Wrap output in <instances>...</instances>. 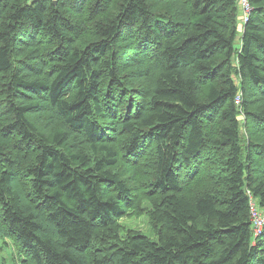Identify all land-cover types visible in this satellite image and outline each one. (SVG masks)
I'll use <instances>...</instances> for the list:
<instances>
[{"label":"trees","instance_id":"trees-1","mask_svg":"<svg viewBox=\"0 0 264 264\" xmlns=\"http://www.w3.org/2000/svg\"><path fill=\"white\" fill-rule=\"evenodd\" d=\"M249 2L237 41L239 0H0V240L35 264H264V139L241 132L245 115L264 138V0ZM148 147L156 239L90 250L136 195L116 165ZM199 166L214 186L187 195Z\"/></svg>","mask_w":264,"mask_h":264},{"label":"rangeland","instance_id":"rangeland-1","mask_svg":"<svg viewBox=\"0 0 264 264\" xmlns=\"http://www.w3.org/2000/svg\"><path fill=\"white\" fill-rule=\"evenodd\" d=\"M249 2V0H248ZM239 14L237 18V27H238V36L237 41H240L241 34L244 29V25L249 17V13H246L242 8V3L239 1ZM250 5V2H249ZM251 8V5H250ZM122 48H124L122 46ZM132 79L127 80V90L125 94H129L128 98L122 96L119 98L123 102L126 99V107L137 101V97H142L140 94L135 91L138 89L139 83L131 81ZM238 80V78H237ZM239 83V82H238ZM116 94L115 92H113ZM110 95L108 92L105 93L104 97ZM128 103V105H127ZM125 110V109H124ZM123 110V111H124ZM119 113L118 120L122 117V113ZM120 117V118H119ZM242 138L244 142H248L249 139L262 141L264 138L261 135L255 132V127L253 126L252 121L246 119L245 115H242V126H241ZM128 134L120 135L117 138L118 142H121ZM152 147H148L144 152L146 154L142 155L140 158L135 160H130L126 162L125 158L122 157V160L116 165V171H121V176L125 178L126 181L131 182L130 185L134 187L133 197H130V200L125 205V214L123 216H116L109 225L101 226L97 229V232L94 237V243L90 250H96L102 246L108 247V245H122L127 244L129 236H135L137 234H143L151 236L156 239L155 234L157 232L156 223H155V214H156V205L158 200L161 197L159 192L152 194L153 190L152 182V172L154 171L153 160L155 158L153 153L151 154ZM34 150L22 149L15 153L18 158L28 161L33 155ZM208 161L205 163V167L213 166V163H216L217 158L214 159L212 156L207 153L205 156ZM132 164H141L142 169H138ZM202 166V165H201ZM200 169V170H199ZM206 168L201 169L191 168L187 169L184 173L183 185L187 195H193L197 191L214 186L213 172L209 173L207 176L206 173H203ZM17 174L14 181V186L18 189L28 191V185L26 178L20 173V169L16 168ZM133 181V182H132ZM137 182V183H136ZM136 183V184H134ZM215 189H219V186H215ZM132 194V195H133ZM13 237L0 240V264H35L31 256L27 253H23L17 245L11 240Z\"/></svg>","mask_w":264,"mask_h":264},{"label":"built area","instance_id":"built-area-1","mask_svg":"<svg viewBox=\"0 0 264 264\" xmlns=\"http://www.w3.org/2000/svg\"><path fill=\"white\" fill-rule=\"evenodd\" d=\"M240 3H242V8L243 10L248 13L250 11V5L248 0H239ZM240 100L237 99V103H239ZM255 205V204H254ZM253 205L252 202V218H253V228L256 234H258L264 224V216L262 215V213H260Z\"/></svg>","mask_w":264,"mask_h":264},{"label":"bare ground","instance_id":"bare-ground-1","mask_svg":"<svg viewBox=\"0 0 264 264\" xmlns=\"http://www.w3.org/2000/svg\"><path fill=\"white\" fill-rule=\"evenodd\" d=\"M237 99H239L240 100V97H237ZM259 211V210H258Z\"/></svg>","mask_w":264,"mask_h":264}]
</instances>
